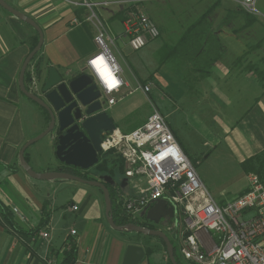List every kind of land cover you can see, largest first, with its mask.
<instances>
[{
    "label": "crops",
    "instance_id": "crops-1",
    "mask_svg": "<svg viewBox=\"0 0 264 264\" xmlns=\"http://www.w3.org/2000/svg\"><path fill=\"white\" fill-rule=\"evenodd\" d=\"M5 1L35 20L43 30V46L26 71L30 76L29 81L25 80L28 89L32 82L31 67L38 60L43 61V66L40 75L36 72L39 89L34 93H41L42 82L50 66H55L67 78L89 74L87 61L98 51L95 41L98 29L92 22L87 21L91 10L81 5L85 0ZM87 1L97 3L93 10L114 39L112 44L117 54H122L116 40L125 36V12L137 7L153 19L144 9L157 8L163 2H168ZM242 2L243 0H185L184 8H198L202 12L194 20L187 22L176 42L156 48L159 63V51L163 46L178 43L193 23L211 7L216 8L208 21L212 23V31L219 40L221 57L212 65L210 74L202 77L192 70L191 62L181 57L173 58L162 65L168 64L173 75L182 79L181 84L187 95L195 93L192 96L195 101L187 102L189 106L207 107L203 115L208 120L206 124H199L196 120L191 122L189 119H185L180 125L169 123L180 146L191 160L194 158L190 152L196 155L202 152V148L195 149L192 144L191 138L197 133L202 136L200 147L215 145V149H218L224 144L240 167L245 159L264 150V85L253 71L243 70L248 63L264 61V0L256 1L259 14L251 15L254 19L250 21L239 16ZM74 18L80 19L82 24L74 25ZM159 29L166 38L172 32L168 27L160 26ZM38 40L39 34L33 26L0 5V264H48L46 260L61 264L64 247L70 241L77 247L74 264H122L128 245H142L131 242L127 231H118L109 224L101 188L102 193L79 187L71 199H62L59 195L53 196L51 191L59 192L66 186H71V182L34 179L20 164L19 154L23 145L43 132L49 124L48 112L27 97L19 85L24 61ZM113 55L122 68V76L127 83L125 91L128 92L131 90L130 81L124 75L119 57L114 53ZM239 58L243 59L237 64ZM162 66L158 65L156 71H161ZM261 69L264 70L262 67ZM172 80L171 75L168 80H164L167 87L170 86V81L174 84ZM149 81L153 84L155 82L154 79ZM139 82L137 79V83ZM213 128L219 131H212ZM49 145L51 153L45 155L41 152L43 147H37L38 145H31L26 150V158L37 172L55 171L63 165L56 155L54 134ZM242 175L246 182L229 201L247 190L248 175L245 172ZM203 182L214 199L221 195L220 191L211 190L206 181ZM113 189L115 192V187ZM112 199L113 206L124 213L115 196ZM73 205L78 206V209H73ZM4 208L12 212L13 223L4 216ZM69 212L70 216L67 215ZM252 214L247 212L246 216ZM176 219L174 217V224ZM130 221L147 222V219L141 215L140 218ZM148 226L149 224L146 227ZM163 227L167 226L153 229L164 230ZM72 229L76 230L75 235L71 234ZM42 230L49 233L48 239L39 235ZM176 231L177 228L172 231L175 238ZM262 239L264 242V235ZM144 249L146 252L147 248ZM147 260V264H150V259ZM158 262L168 264V260L164 262L161 257Z\"/></svg>",
    "mask_w": 264,
    "mask_h": 264
},
{
    "label": "built area",
    "instance_id": "built-area-1",
    "mask_svg": "<svg viewBox=\"0 0 264 264\" xmlns=\"http://www.w3.org/2000/svg\"><path fill=\"white\" fill-rule=\"evenodd\" d=\"M256 1L243 0L242 4L246 10L257 12ZM81 5L89 7L91 14L87 21L98 29L95 38L98 51L88 59L87 68L102 93L100 99L104 109L138 89L150 94L152 81L138 83L134 89L125 91L127 83L122 68L109 45L114 39L93 10L97 3L85 0ZM72 23L78 25L82 21L74 18ZM123 25L134 50L142 49L161 35L155 21L137 7L125 12ZM31 72L29 90L35 92L39 89L35 65ZM149 103L152 110L143 125L129 133L116 127L106 132L101 142L102 152L112 151L125 163L128 184L125 188L115 186L114 192L124 214L129 220H136L157 199H166L174 208L175 217L179 218L175 228L180 232V255L188 264H264V183L257 174L250 173L247 190L235 199L219 204L180 146L166 116L153 99L149 98ZM72 208L77 210L78 206ZM247 212L253 214L246 216ZM71 234L75 235L76 230L72 229ZM39 235L44 239L49 237L43 230ZM71 243L68 242L69 246ZM46 261L55 264L53 260Z\"/></svg>",
    "mask_w": 264,
    "mask_h": 264
},
{
    "label": "rangeland",
    "instance_id": "rangeland-1",
    "mask_svg": "<svg viewBox=\"0 0 264 264\" xmlns=\"http://www.w3.org/2000/svg\"><path fill=\"white\" fill-rule=\"evenodd\" d=\"M160 7L144 9L149 12L153 17L156 24L160 27H168L172 29V32L169 34V37H165V35H161L156 40L151 41L145 47L140 50H134L129 45V37L127 34L122 37V39L116 40V44L121 50L122 54H117L118 52L115 49V46L109 42L110 48L117 57H119L125 72L126 78L129 79L131 84V89H134L138 83L137 79L140 81L139 83H143L144 80L153 77L154 85L152 88V92L146 95L142 90L138 89L134 92L127 94L124 98L114 104L113 106L107 109L108 114L113 119L116 127L125 133H129L134 131L141 125H143L148 116L151 113V105L149 103V98L153 99L159 110L164 113L167 121L175 124H181L185 119H189L191 122L198 121V123H207L208 120L203 117L205 114L206 106L201 107H193L189 106L187 102H194L195 95L186 94L185 88H183L181 84V78L178 76H174L172 70L169 65L162 66L161 71H156L158 68V57L157 50L160 45L163 44H173L176 42L181 33L184 26H186L187 22L194 20L195 16H199V12H202V9H188L183 6L186 4L185 0H168V2H163ZM257 7V6H256ZM250 15H256L257 12H250L241 6L239 9V16L246 18V13ZM188 11V12H187ZM201 14V13H200ZM249 64V63H248ZM247 64V65H248ZM258 65L261 69L264 68V61L253 63ZM168 66V67H167ZM173 78L174 84L169 82V87L166 86L165 79H169V76ZM163 78V79H161ZM179 79V80H178ZM171 94V96H170ZM173 94V95H172ZM184 95V96H183ZM176 96V99H175ZM174 99V100H173ZM198 115V116H196ZM196 116V117H195ZM200 127V125H199ZM212 131L218 132L213 128ZM54 132L48 134L43 137L41 140L36 142L33 145H38L37 147H43L41 152L45 154H49L51 152L49 140H51ZM220 136V133H219ZM192 144L195 149L202 148V152L194 154L190 152L192 156V161L195 164V167L203 181H206L207 186L211 190L217 189L220 191L221 195H217L215 197L216 201L219 204H224L228 202L231 198L234 197L236 192L244 185L246 182V178H244L243 170L240 167L239 163L232 157L230 151L223 144L218 149H215V145H210L207 147H200L202 142L201 134L197 133L195 136H192ZM36 147V146H35ZM56 150V147H55ZM102 154L104 152H101ZM51 155V154H50ZM117 165V163H116ZM120 165V164H118ZM120 167V166H119ZM110 168H112L110 166ZM118 166L113 168L114 172ZM80 169L79 171H81ZM91 173L89 176H92L94 179H99L102 174H108V170H105L102 173H96L95 167L91 168ZM123 174H125V168L122 169ZM60 180V179H59ZM67 183L71 182V186H66L61 191H51V194L59 195L62 199H71L73 194L76 192L79 187H87V189H91L92 191H97L102 193L101 189L97 186H92L89 184H85L76 180H67L64 179ZM70 216V212L67 214ZM179 222V218L176 219ZM163 229L167 232L169 237L171 238L173 244L176 246L177 254L180 255V237L178 236L179 231H176V238L172 231L168 230L167 227H163ZM130 237V241L133 243H139L144 248L152 247L154 252L145 257V259L140 264H147L150 259V264H160L158 259L161 257L164 262L166 259L168 260V255L166 252L165 245L162 241L157 237H151L150 235H145L136 232H127ZM157 259V260H156ZM182 259V257H181ZM185 263L186 260L182 259Z\"/></svg>",
    "mask_w": 264,
    "mask_h": 264
},
{
    "label": "water",
    "instance_id": "water-1",
    "mask_svg": "<svg viewBox=\"0 0 264 264\" xmlns=\"http://www.w3.org/2000/svg\"><path fill=\"white\" fill-rule=\"evenodd\" d=\"M0 5L16 15L21 20L33 26L38 34L37 45L27 56L22 66L19 85L22 92L38 105L43 107L49 114L50 121L47 128L36 137L29 139L22 147L19 154L21 166L27 174L39 180H76L102 189L105 198V212L109 224L118 231L138 232L145 235L160 237L166 244L168 257L172 264H179L174 245L168 234L161 229H153L136 223L118 225L114 221L113 199L108 183L113 184L111 175L105 176L104 180L85 179L79 175L55 170L37 172L33 169L26 158V150L41 140L43 137L54 132L56 141L57 158L67 166H73L82 170H89L99 163L102 152L101 142L106 132L116 128L111 116L104 109V102L100 99L102 93L94 77L83 73L75 78H67L55 66H50L47 76L42 82L41 93L30 91L25 83V75L29 64L39 52L44 43V34L35 20L26 14L10 6L5 0H0ZM128 184L127 177L123 178L120 186L125 188ZM176 213L166 199H157L155 203L142 212L147 220L163 226L171 224V219ZM146 252L142 246L128 245L122 264H139L145 257Z\"/></svg>",
    "mask_w": 264,
    "mask_h": 264
},
{
    "label": "trees",
    "instance_id": "trees-1",
    "mask_svg": "<svg viewBox=\"0 0 264 264\" xmlns=\"http://www.w3.org/2000/svg\"><path fill=\"white\" fill-rule=\"evenodd\" d=\"M216 8L211 7L206 13H204L199 20L193 23L183 35V37L173 46H163L159 51V66L167 63L173 58L181 57L184 60H188L192 63V70L199 73L202 77L208 76L211 72L212 65L221 57L220 51V43L215 34L212 31V23L209 22V16L214 12ZM244 11V10H243ZM246 13V21H250V19H254L251 17L249 13ZM241 14V13H240ZM39 53V52H38ZM38 53L34 56L33 60H36ZM243 58H239L236 63L239 64ZM43 66V61L38 60L35 62V69L38 75H40ZM244 71H253L257 77L263 82L264 85V70L260 69L258 65L253 63H249L243 69ZM153 79L150 77L143 81V83L148 82ZM25 80L29 81L30 76L29 73H26ZM48 119L50 121V117L48 115ZM117 163V165H116ZM120 164V165H118ZM110 166L112 168H110ZM115 166H120L121 169L125 168L124 160L121 156L115 155L112 151L101 153L100 161L96 164L95 172L102 173L105 170H108L109 174H112L113 168ZM241 167L245 174L255 173L259 176L260 180L264 183V150L245 159L241 163ZM58 170L70 172L76 175H79L85 179H94L92 176H89L91 173V169L89 170H81L79 168H75L73 166H67L63 164ZM111 196H114V189L109 186ZM113 215L114 221L118 225H125L132 221H130L127 216L122 213L116 206H113ZM4 216L9 222L13 223L12 212L9 209L4 208ZM136 224L141 226H147V222H139L134 221ZM147 223V224H146ZM149 228H154L153 226H148ZM162 243L165 245V242L159 238ZM172 241V240H171ZM173 243V242H172ZM174 245V244H173ZM175 256L179 264H187L182 261L181 257L177 254L176 246L174 245ZM76 251L77 247L74 243H71L70 246L67 243L64 247V259L61 264H74L76 260ZM147 256L151 255L154 252L152 247H148L146 249ZM168 264H172L170 259L168 258Z\"/></svg>",
    "mask_w": 264,
    "mask_h": 264
},
{
    "label": "flooded vegetation",
    "instance_id": "flooded-vegetation-1",
    "mask_svg": "<svg viewBox=\"0 0 264 264\" xmlns=\"http://www.w3.org/2000/svg\"><path fill=\"white\" fill-rule=\"evenodd\" d=\"M107 175H111L112 178H113V180H114V183L113 184L108 183V185L110 187H112V188H114L117 185H120L121 180L123 178H125V174H123V170L120 167H118L112 174H109V173L108 174H102L99 179L100 180H104L105 179V176H107ZM170 221H171L172 224H174V218L171 219ZM147 223L149 224V226H153L154 228H159L160 226H163L162 223L156 224V223H154L152 221H149V220H147ZM167 227H171V224L169 223V225ZM174 229H176V228L175 227L172 228V231ZM169 230H171V228Z\"/></svg>",
    "mask_w": 264,
    "mask_h": 264
},
{
    "label": "snow or ice",
    "instance_id": "snow-or-ice-1",
    "mask_svg": "<svg viewBox=\"0 0 264 264\" xmlns=\"http://www.w3.org/2000/svg\"><path fill=\"white\" fill-rule=\"evenodd\" d=\"M112 83L115 84V81L113 80Z\"/></svg>",
    "mask_w": 264,
    "mask_h": 264
}]
</instances>
